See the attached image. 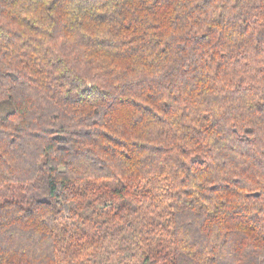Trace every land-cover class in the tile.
<instances>
[{
	"label": "clouds",
	"instance_id": "clouds-1",
	"mask_svg": "<svg viewBox=\"0 0 264 264\" xmlns=\"http://www.w3.org/2000/svg\"><path fill=\"white\" fill-rule=\"evenodd\" d=\"M28 3L0 17L7 36L9 28L25 32L19 19L27 17L45 30L41 39L54 22L70 21L77 36L83 21L120 39L128 20L138 42L160 36L166 52L154 41L129 48L136 74L111 77L110 62L92 49L69 50L56 63L60 33L34 55L0 57V264H81L90 238L60 227L58 216L87 215L109 201L137 211L125 215L133 223H125L119 247L92 254L96 264L264 261V254L251 258L245 235L230 225L234 215L255 213L264 234V0H73L52 10V0ZM149 61L151 75L137 67ZM130 91L152 107L106 117L116 104L132 103L120 99Z\"/></svg>",
	"mask_w": 264,
	"mask_h": 264
},
{
	"label": "trees",
	"instance_id": "trees-1",
	"mask_svg": "<svg viewBox=\"0 0 264 264\" xmlns=\"http://www.w3.org/2000/svg\"><path fill=\"white\" fill-rule=\"evenodd\" d=\"M72 4L73 0H52V3L48 5L49 10L53 7H63L65 4ZM20 4V0H3V4L0 5V17H6V9H15L17 5ZM39 4V0H29L28 8H33ZM19 18L17 16H11L10 22L16 25ZM99 23L101 25L107 22V17L101 15L99 18ZM175 23V22H173ZM19 24L23 25L26 29L25 32L12 31L11 28L7 31L12 32L11 36H7L6 32L3 31V25H0V57L15 59L24 56L34 55L40 51L37 45L51 44L54 33H60L56 36V40L59 41L60 46L56 48L58 52L61 53L60 59L56 63L60 64L69 55V50H75L79 48L92 49V54L97 60L105 59L110 62V66L105 69V76L111 77L112 73H120L127 71V76L135 75V71H129L128 68L133 62V55L127 54L128 49L131 48L134 51H140L141 45H150L152 41L159 48V54L164 55L166 52V47L162 44V39L160 36L149 37L147 41L141 40L137 41L138 30L133 26L132 21L126 20L122 27L118 29L121 34L120 39H113L111 35L105 33L103 28L99 29V32L90 31L89 27L85 22L81 21L79 24L80 35L77 36L73 28L76 24L75 21H70L68 24H55L53 27V32H49L45 39L41 37L45 36V30H43L38 23H33L27 17L19 19ZM169 30H172V26L169 25ZM149 31H159V28L152 27ZM28 33H35V36H29L28 39H21L22 35H27ZM125 34L126 38H125ZM67 37V39H65ZM19 41V45L17 42ZM198 43H205L202 40H198ZM124 49L121 53L113 52V49ZM143 51H148V47H144ZM149 55H155V51L149 53ZM223 53H221V56ZM2 62V61H0ZM140 70L145 71L148 75H151L152 65L149 61L143 66H137ZM4 75L12 78L13 73H4ZM63 76V73H60ZM127 78V77H125ZM99 83H102L100 81ZM121 101L130 100L131 104H116L110 112L105 113L108 118L116 117L121 114L122 110H135L136 105L143 103L145 109H150L152 107L151 101H141L140 98L136 97L134 92H129V94L122 95L120 97ZM66 103H73V101L66 97ZM105 131L106 136H111L112 132L106 128H102ZM119 139V137L117 138ZM112 143V141H109ZM123 141H121V147L123 146ZM137 141H133V144ZM126 159H131L130 154H126ZM114 193H118L117 189H113ZM50 204L51 202L48 201ZM89 207H91V202H89ZM31 211V210H29ZM71 211V210H70ZM137 211L135 206H129L126 201H116L105 202L100 208H92L91 212L85 215L80 212L79 209L71 211V214H61L58 216L59 225L66 230L73 228H79L81 232V237L78 239H84L89 237V240L85 241V244L81 245L83 251L79 254V259L81 264H96L93 260L92 254L96 253L97 249L103 248L105 251L108 250L105 245H113L119 247L121 241L124 240L122 233L125 231V223H127L128 228L132 227L133 221L131 219L125 221V215L129 213H135ZM33 214H29L26 219L31 222L33 219ZM93 225L97 227V231H89V229L84 228V225ZM230 225L235 230L241 232L245 235V243L248 244V252L252 254V259L257 260V257L264 254V234H260L258 229L262 227L260 218L257 214L253 213L251 215L244 214L243 216L234 215L231 218ZM40 227L47 229L44 221H40ZM130 255L133 259L135 253H126ZM144 260L147 261L148 257L145 256ZM143 264V262H142ZM257 264H264V261L257 260Z\"/></svg>",
	"mask_w": 264,
	"mask_h": 264
}]
</instances>
